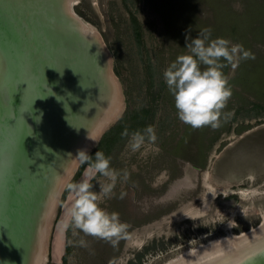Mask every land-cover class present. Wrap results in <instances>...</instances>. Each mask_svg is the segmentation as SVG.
<instances>
[{
  "label": "rangeland",
  "instance_id": "1",
  "mask_svg": "<svg viewBox=\"0 0 264 264\" xmlns=\"http://www.w3.org/2000/svg\"><path fill=\"white\" fill-rule=\"evenodd\" d=\"M72 8L101 33L125 102L121 118L88 154L103 152L120 173L112 193L101 192L106 178L86 175L88 165L75 183L87 180L98 205L118 213L128 229L115 247L75 229L69 216L75 197L69 190L60 198L47 264H164L218 236L236 240L259 227L264 219V0H77ZM206 28L212 39L241 44L253 58L235 67L221 61L232 94L218 127L194 129L178 119L163 71L190 54L188 41ZM137 112L148 116L138 124H143L140 131L153 126L157 140L132 151L135 130L123 136L120 126L136 125L131 117ZM210 251V259L220 256Z\"/></svg>",
  "mask_w": 264,
  "mask_h": 264
},
{
  "label": "bare ground",
  "instance_id": "2",
  "mask_svg": "<svg viewBox=\"0 0 264 264\" xmlns=\"http://www.w3.org/2000/svg\"><path fill=\"white\" fill-rule=\"evenodd\" d=\"M41 1L49 13L51 10L48 5L53 6L51 3H55L57 5L56 10L61 14L64 13V16L70 15L73 20H66L65 22V18L56 16L61 24L53 26V30H51L42 20L35 18L32 11L31 16L35 27L30 24L29 31L32 34L29 33V39L36 41L40 34L43 35V39L48 38L51 31L55 37L58 34L63 35L65 31L72 32L75 35L74 39H79L81 35H84L85 40L91 43V45L88 44L91 47L90 53L87 52L89 49L87 45H81L78 40L72 41L71 35L69 40L64 39L66 45L63 51L71 54V46L73 49L76 48L78 54L86 53L87 57L90 58V61H86L89 62L90 70L88 71L86 62L84 69H76V67L72 68L75 66L72 60H63L66 63V68L60 73V75L63 74L58 80L59 91L55 90L52 97L54 103L57 102V106L62 104L59 109L61 115L55 120L57 125L51 127L48 125L45 129L47 131L45 137L50 149L48 147V150H45L46 145L42 147L41 151L44 158L42 163L36 166L33 172L35 174L31 178V182L34 181L37 184V190L34 188L33 194L35 193V196H31L24 202L25 207L30 211L20 219L16 227L19 229L17 233L20 236V244L15 245L17 254L14 255V258L16 260L13 259L7 264L48 263L49 240L60 198L81 164L79 160L75 159L77 153L79 150H86L89 154L105 130H108L110 125L121 118L125 108L121 82L112 68L110 51L98 28L81 18L73 10L72 7L77 0ZM41 1L39 0V2ZM44 5H41L40 9H43L42 6ZM19 24L20 22L16 20L13 26L17 36ZM4 101L7 103V98ZM63 118L65 120L61 121L60 119ZM62 128L67 129L66 133H69L64 139V132L59 131L57 135L55 134L56 130ZM7 228L12 229V225L10 224ZM230 237L231 235L228 238ZM262 242H264V219L259 227L243 233L236 240L227 239L225 235L218 236L195 249H189L187 255L182 253L177 258L180 259L181 264H264V249L258 250ZM208 250L214 251L220 256L212 259L213 255L210 259V255L207 254ZM169 261L164 264H169Z\"/></svg>",
  "mask_w": 264,
  "mask_h": 264
},
{
  "label": "water",
  "instance_id": "3",
  "mask_svg": "<svg viewBox=\"0 0 264 264\" xmlns=\"http://www.w3.org/2000/svg\"><path fill=\"white\" fill-rule=\"evenodd\" d=\"M42 2L0 0V264L16 260L15 245L20 244L19 229L16 227L30 211L25 207V200L34 197L33 189L37 190V184L32 183L31 178L44 158L42 147L46 145L45 150L50 149L45 129L48 125H57L55 120L61 115L59 109L62 104L57 106L52 97L55 90L59 91L60 73L66 68L63 60H72L75 64L72 68L84 69L87 65L90 70L89 62H86L90 58L86 53L78 54L71 46V54L63 51L71 35L72 41L78 40L81 45H87V52L90 53L88 44L91 43L85 40L84 35L74 39L72 32L65 31L55 37L51 31L45 40L42 34L36 41L29 39L30 27H35L32 11L35 18L42 20L51 30L61 24L56 16L65 18V22L73 20L70 15L64 16L56 10L55 3L48 5L49 13ZM41 5H44L43 9H40ZM16 20L20 22L18 36L13 29ZM6 98L7 103L4 101ZM59 131L64 132L63 139L69 135L65 128L56 130L55 134ZM10 224L12 229L7 228Z\"/></svg>",
  "mask_w": 264,
  "mask_h": 264
},
{
  "label": "clouds",
  "instance_id": "4",
  "mask_svg": "<svg viewBox=\"0 0 264 264\" xmlns=\"http://www.w3.org/2000/svg\"><path fill=\"white\" fill-rule=\"evenodd\" d=\"M186 47L190 54L178 56L163 71L164 82L174 99L177 117L194 129L203 126L218 127L222 110L232 94L228 79L221 70V61L235 67L240 60L253 58L252 54L241 44H233L224 38L212 39L210 28L203 29L195 39L188 41ZM201 65L206 67L202 70ZM122 135L129 136L127 129ZM156 140L155 129L149 125L143 131L131 133L129 143L132 151H136L145 142L154 143ZM75 159L88 164L86 175L99 174L106 178L107 182L101 184L100 188L105 196H109L120 177V173L110 167V158L100 151L93 158L86 150H79ZM123 179H128L126 171ZM92 187L87 180L67 185L75 197L69 210L71 225L85 235L105 239L115 247L121 238L127 236L128 225L120 221L118 213H109L98 205L99 197L91 190ZM123 195L122 193L121 199ZM80 243L86 246L84 241ZM262 249L264 242L258 250ZM109 264L114 262L110 261ZM169 264H181V261L176 258L170 260Z\"/></svg>",
  "mask_w": 264,
  "mask_h": 264
},
{
  "label": "trees",
  "instance_id": "5",
  "mask_svg": "<svg viewBox=\"0 0 264 264\" xmlns=\"http://www.w3.org/2000/svg\"><path fill=\"white\" fill-rule=\"evenodd\" d=\"M144 114L145 113H148V111L147 110H143L142 111ZM142 118L143 119H145V118H148V116H144L142 113L140 114L139 112H137V113H135L134 115H132V117H131V120H132V122H134V123H136L137 122V124L136 125H128L127 123H125V124H123L122 126H120V128H124V130L125 129H129V130H135V131H140L141 130V126H143V124L142 125H139L138 126V124H140V123H142L141 122V120H142ZM86 165H88L87 163H81L80 164V166H79V168H78V170L75 172V174H74V176H73V178L71 179V181L69 182V184L70 183H75L76 181H77V179L79 178V176H80V174H81V171H82V169L84 168V166H86ZM69 190H68V188H67V186H66V188H65V190H64V192H63V196H62V198H64L65 197V195L67 194V192H68ZM53 264V263H52Z\"/></svg>",
  "mask_w": 264,
  "mask_h": 264
}]
</instances>
